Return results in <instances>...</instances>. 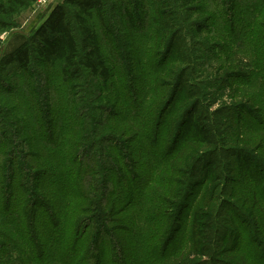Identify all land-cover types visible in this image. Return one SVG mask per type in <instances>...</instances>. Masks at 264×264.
<instances>
[{
    "label": "trees",
    "instance_id": "16d2710c",
    "mask_svg": "<svg viewBox=\"0 0 264 264\" xmlns=\"http://www.w3.org/2000/svg\"><path fill=\"white\" fill-rule=\"evenodd\" d=\"M22 37L1 58L0 264H264V113L205 94L264 91V0H64Z\"/></svg>",
    "mask_w": 264,
    "mask_h": 264
},
{
    "label": "rangeland",
    "instance_id": "374dc122",
    "mask_svg": "<svg viewBox=\"0 0 264 264\" xmlns=\"http://www.w3.org/2000/svg\"><path fill=\"white\" fill-rule=\"evenodd\" d=\"M56 5H64V0H36L35 2L26 3L23 7H16L13 15H0V22H2L0 29V95L7 94L8 89H12V87L16 84V71L7 65L3 66L4 64L2 63L1 58L21 45L23 41L22 36L30 39L35 31L41 26L51 8ZM210 33L211 31L206 32L204 30L202 32L203 39L202 37L198 38L201 39L200 41H204V39L208 37L210 40L215 39L210 35ZM213 43L214 41H212L211 47L214 46ZM34 66L35 68L39 67L42 70L43 75H47V77L46 79L42 78V81L36 82L33 85L43 93L45 91L48 94V90H50L52 93L50 95L57 99L59 93L57 92V88H59L62 84L57 76V68L45 67L39 62L35 63ZM206 78L207 77H205V79ZM73 84H75L73 88L80 86L79 83ZM232 84L233 83H231L227 88L219 87L218 89H213L210 85L209 89L205 90L206 95L213 94V97H210L207 101L208 104H211V111L221 105L236 104V106H250L254 111L259 110L264 113V91L258 90V88L253 84H251L249 88L235 90V84L233 86ZM68 86H70V83L67 87ZM78 93L79 92L76 91V94ZM254 96H257L259 99L257 104L252 103V98ZM11 104L12 101L10 105ZM257 115H260V113H257ZM228 198L229 197H222L224 201L230 200ZM185 233L186 232L182 233V231L177 232L178 239L181 235H185ZM136 260L137 259L132 260L131 264H136Z\"/></svg>",
    "mask_w": 264,
    "mask_h": 264
}]
</instances>
